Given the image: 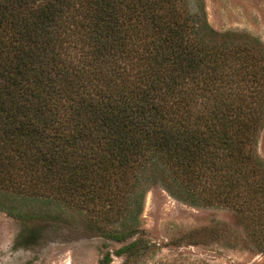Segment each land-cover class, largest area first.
Masks as SVG:
<instances>
[{"label": "trees", "instance_id": "16d2710c", "mask_svg": "<svg viewBox=\"0 0 264 264\" xmlns=\"http://www.w3.org/2000/svg\"><path fill=\"white\" fill-rule=\"evenodd\" d=\"M188 2L0 0V189L105 214L147 177L229 198L219 183L256 171L264 51Z\"/></svg>", "mask_w": 264, "mask_h": 264}, {"label": "rangeland", "instance_id": "374dc122", "mask_svg": "<svg viewBox=\"0 0 264 264\" xmlns=\"http://www.w3.org/2000/svg\"><path fill=\"white\" fill-rule=\"evenodd\" d=\"M188 1L219 34L264 51V0ZM248 149L256 171L250 173L251 163L241 180L220 182L214 191L230 192L229 198L205 192L194 205L150 177L123 188L126 199L113 198L106 214L109 201L92 210L0 189V264H264V118ZM33 186L25 192L38 190ZM128 227L134 232L127 239L111 238Z\"/></svg>", "mask_w": 264, "mask_h": 264}]
</instances>
